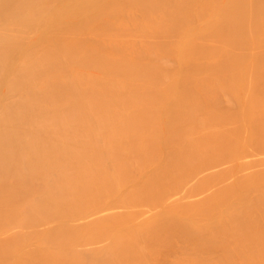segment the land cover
Listing matches in <instances>:
<instances>
[{"label":"bare ground","instance_id":"1","mask_svg":"<svg viewBox=\"0 0 264 264\" xmlns=\"http://www.w3.org/2000/svg\"><path fill=\"white\" fill-rule=\"evenodd\" d=\"M262 106L264 0H0V264H264Z\"/></svg>","mask_w":264,"mask_h":264},{"label":"rangeland","instance_id":"2","mask_svg":"<svg viewBox=\"0 0 264 264\" xmlns=\"http://www.w3.org/2000/svg\"><path fill=\"white\" fill-rule=\"evenodd\" d=\"M264 112V106H262V107H260V108H258L257 110H255L254 111V113H257V114H260V113H263ZM251 115H253V114H251ZM247 117H250V115H248ZM247 117H245L244 119H246ZM237 125V124H236ZM233 126H235V125H233ZM262 158H264V155H260V156H257L256 154L255 155H250V156H248V158H245V160L246 161H251V162H254L255 160L257 161V160H259V159H262ZM160 164V161H158L155 165H159ZM232 165H234V163L232 164ZM249 171V170H248ZM235 178H236V174H235V171H234V169L233 168H230V167H228V168H226L222 173H220V174H218V176H217V178L215 179V183H219L218 185H216V186H214V189H217V190H215L216 192H221V191H224V190H226L229 186H231L234 182H235ZM211 189H213V188H211ZM211 191V190H210ZM176 195V194H175ZM175 195H173V196H175ZM179 197H181L182 196V194H177ZM181 195V196H180ZM178 196H175V199L172 197L171 199V201H177L178 199H180ZM203 199L202 197H201V195L199 196H194V197H189V199H188V197H187V199L188 200H193V198H194V201L195 200H197V201H199L198 199ZM200 197V198H199ZM177 198V199H176ZM184 200H182L183 202H186L185 201V199L186 198H183ZM186 199V200H187ZM188 200H187V202H188ZM174 205H176L175 203H170V204H168V206L169 207H171V206H174ZM144 209H150V210H153V209H155L154 207H148V206H146V207H144ZM114 210V211H113ZM112 211H113V213L115 212V211H117L118 213L119 212H124V211H126L125 209H123V208H117V209H113ZM111 210L109 211V213L111 214V212H112ZM116 212V213H117ZM105 213V212H104ZM104 213H99V214H96V215H93L91 218H93V219H95V218H97V217H99L98 215H102V214H104ZM106 213H108V212H106ZM150 213H146L145 214V216L146 217H150V216H147V215H149ZM152 214V213H151ZM90 217V216H89ZM85 218V219H83V220H80V219H78V221L76 220V222H74V224L76 223V225H80L81 223H83L84 224V222L85 223H88V221L91 219V218ZM80 220V221H79ZM86 220H87V222H86ZM82 221V222H81ZM90 221H92V220H90ZM79 222V223H78ZM81 222V223H80ZM53 224V223H52ZM44 227L43 228H41V230L42 229H46V228H48V227H50L51 226V223L50 224H44L43 225ZM40 227H42V225L40 226ZM167 262H169V261H167ZM166 262V264H168ZM163 264H165V262L163 263Z\"/></svg>","mask_w":264,"mask_h":264}]
</instances>
